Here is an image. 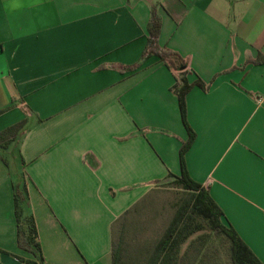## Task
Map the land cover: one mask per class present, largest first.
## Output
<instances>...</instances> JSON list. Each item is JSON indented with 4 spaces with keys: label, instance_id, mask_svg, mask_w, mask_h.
Masks as SVG:
<instances>
[{
    "label": "crops",
    "instance_id": "0c3cea01",
    "mask_svg": "<svg viewBox=\"0 0 264 264\" xmlns=\"http://www.w3.org/2000/svg\"><path fill=\"white\" fill-rule=\"evenodd\" d=\"M153 9L192 83L186 171L264 264V0H0V131L23 121L0 141V264L35 259L16 241L12 168L51 264H110L115 223L180 172L177 71L155 55L120 69Z\"/></svg>",
    "mask_w": 264,
    "mask_h": 264
},
{
    "label": "trees",
    "instance_id": "16d2710c",
    "mask_svg": "<svg viewBox=\"0 0 264 264\" xmlns=\"http://www.w3.org/2000/svg\"><path fill=\"white\" fill-rule=\"evenodd\" d=\"M160 19L157 12L151 10L147 23V40L139 59L132 64L120 66V69L137 68L149 55H155L166 66L177 71L180 83L174 86L178 100L181 118L189 131L188 140L179 150L180 172L169 173L171 183L184 191V196L176 203L175 211L162 233L149 248L144 245L137 249L129 259H124L123 247L120 241H112L110 264H193L195 254L204 244L206 236L203 232L204 220L209 229L217 234H223L229 240V256L232 264H263L242 240L237 232L223 221L222 210L209 195L207 189L193 180L187 173L184 163V152L192 141L193 134L186 122L184 96L192 83L187 81L184 61L181 54L161 45L158 41ZM197 84H200L197 82ZM202 85V84H200ZM203 86V85H202ZM23 126V121L7 126L0 131V141H7ZM25 185L22 187L13 183V202L16 221V241L19 247L30 251L35 259H27L29 264H51L43 260L37 228L32 214L24 215L22 200L26 195Z\"/></svg>",
    "mask_w": 264,
    "mask_h": 264
},
{
    "label": "rangeland",
    "instance_id": "374dc122",
    "mask_svg": "<svg viewBox=\"0 0 264 264\" xmlns=\"http://www.w3.org/2000/svg\"><path fill=\"white\" fill-rule=\"evenodd\" d=\"M4 153L11 162V154ZM12 169L15 181H21L20 184L15 182V185L23 187L25 184L22 173L16 172L15 168ZM24 190L26 195L21 205L23 214L28 215L32 214L35 201L32 202L28 189L24 188ZM184 195V191L175 187L168 177L154 185L140 199L136 207L115 223L113 240L122 243L124 259H129V256L144 245L149 248L152 246L171 219L176 203ZM221 216L223 217V214ZM199 220L203 224V229L199 232L205 234L206 240L199 250L192 252V255L195 254L193 264H232L229 256V240L223 234L210 230L204 220Z\"/></svg>",
    "mask_w": 264,
    "mask_h": 264
}]
</instances>
